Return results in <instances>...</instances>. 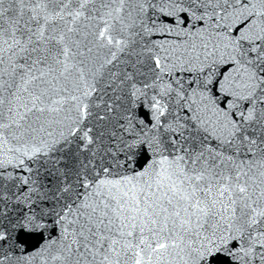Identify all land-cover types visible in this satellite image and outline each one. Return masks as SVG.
Segmentation results:
<instances>
[{
	"label": "snow or ice",
	"instance_id": "1",
	"mask_svg": "<svg viewBox=\"0 0 264 264\" xmlns=\"http://www.w3.org/2000/svg\"><path fill=\"white\" fill-rule=\"evenodd\" d=\"M0 264H264V0H0Z\"/></svg>",
	"mask_w": 264,
	"mask_h": 264
}]
</instances>
